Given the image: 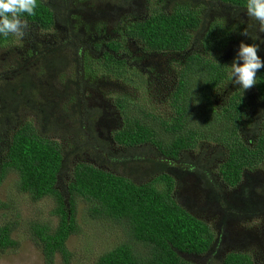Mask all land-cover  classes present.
<instances>
[{
    "label": "trees",
    "instance_id": "16d2710c",
    "mask_svg": "<svg viewBox=\"0 0 264 264\" xmlns=\"http://www.w3.org/2000/svg\"><path fill=\"white\" fill-rule=\"evenodd\" d=\"M145 1L151 0H118L116 8L108 10L112 15L108 18L103 2L38 0L36 15L25 14L23 19L38 30L65 32L68 37L58 36L45 43L32 37L23 61L18 58L13 67L0 69V183L8 171H13L18 177V190L32 200L45 195L57 199V224L37 223L31 229L45 264H54L57 254L63 261L69 259L66 241L78 229L76 196L88 203L89 215L111 219L123 229L122 241L100 254L95 264H193L186 256L206 255L218 240L222 246L227 240L226 226L234 218L249 220L261 211L264 214V178L254 182L248 175L264 168V70L258 73L257 84L243 91L229 81L223 66L231 64L241 41L256 43L257 36L264 39V32L257 21L245 15V0H154L147 16L133 14L143 9ZM128 5L131 9L125 17L122 10ZM109 22H123L122 31L117 30L118 35L111 38L101 29ZM242 30L253 39L243 36ZM13 35L0 37V46L12 41ZM131 43L137 51L129 50L127 45ZM261 47L264 49V45ZM147 53L177 56L169 96L173 113L156 115L131 102L129 96L117 95L111 109L86 107L85 124H92L103 112L99 124L110 119L114 125L111 139L131 153L110 152L111 156L104 158L94 152L97 160L107 166L120 163L122 167L132 165L137 158L145 171L158 174L151 181L136 183L80 160L72 166L71 179L64 181L68 157L75 153L65 156V149L57 141L44 136L54 113L49 108L52 104L33 106L37 85L43 79L66 75L63 79L68 91L62 94L71 92L69 110L78 116L83 101L76 94L79 70L84 77L81 84L85 80L86 85L93 84L101 75L138 87L143 81L141 71ZM258 55L264 57V50ZM30 59L35 68L36 64L41 66L36 69L43 79H34L26 70ZM72 83L76 90L68 88ZM218 95L221 100L216 107L213 99ZM20 104L32 110L35 117L43 118L42 130L31 120L20 122ZM81 134L87 139L85 148L93 149L91 137L95 144L100 143L95 134L89 138L86 132ZM201 140L211 144L199 147ZM141 145L152 155L139 157L136 149ZM209 146L218 151L213 157L220 160L214 176L207 161L200 156L195 160L188 157L190 150ZM114 157L112 163L106 160ZM172 161L181 162L179 169L184 168L207 189V203L215 204L219 232L173 198ZM224 188L234 192L228 195ZM249 191L258 196V201L249 200ZM12 231V223L0 224V250L18 244ZM260 242L264 245V237ZM210 260V264H257L244 248L225 252L220 262L215 257ZM261 260L264 264V255Z\"/></svg>",
    "mask_w": 264,
    "mask_h": 264
},
{
    "label": "rangeland",
    "instance_id": "374dc122",
    "mask_svg": "<svg viewBox=\"0 0 264 264\" xmlns=\"http://www.w3.org/2000/svg\"><path fill=\"white\" fill-rule=\"evenodd\" d=\"M94 3H105V17L111 18L112 15L108 13V10L112 11L116 7L118 0H92ZM154 3V0L149 2L145 1L143 9L135 11L133 14L139 13V16L145 17L148 14L149 4ZM156 5V4H155ZM114 6V8H113ZM130 5L126 10H122L123 13L129 15ZM123 22H118L115 25L112 22L102 26V30L106 31V35L109 38L118 35L117 30L122 31ZM117 27V28H116ZM191 32V30H188ZM260 36V34H258ZM58 36L67 38L68 35L65 32H57L52 30H38L33 26H29L26 30V35L20 38L13 35V40L7 44L0 46V69H6L13 67L16 60L19 58L23 61L27 55L23 54L28 47H31L32 37H36L38 41L42 43L55 41ZM82 42V39H80ZM84 43V42H83ZM130 51H137L135 46L131 43L127 45ZM99 52V50L97 51ZM17 53L19 55H17ZM177 56L170 53H147L144 58V69L141 71L143 74V81L138 87H134L131 84H126L120 80H114L113 78H104L100 75L89 84H81L83 76L79 70V87L76 92L77 97H81L83 101L80 103L78 111L80 114L77 116L73 112H70L69 107L72 104L71 92L63 93L62 91H68L66 85H64L66 75L57 79V77H51L50 79H43L42 73L38 68L41 66L35 63H30L33 59L26 62V70L33 74L34 79H43L37 85L38 91L36 92V103H33L35 107L45 106L47 103L50 105V111L55 114L62 115L61 118H56L51 114L52 124L50 128L43 131L46 138L53 139L59 143V145L65 149V156L71 152L75 154L68 157L70 163L68 164V171L63 173V180L69 181L72 175V166L77 161H84L97 166L107 171H113L115 174H122L132 179L136 183L151 181L158 173H148V170L140 165L136 158L132 165H126L120 167V163L114 166H107L102 161L97 160V155L100 157L108 158L111 153L131 154L128 148L117 145L110 137V132L114 131V125L112 121L103 122L99 124L98 120L103 116L97 114L95 122L92 124H85L88 122V114L86 113V107H98L101 111V107H111L115 104V97L117 95H127L130 97V101L143 107L144 111H149L156 115L164 116L165 114H172L173 111L170 106V86L173 83L174 72L172 70L173 65H177ZM149 73V76L147 74ZM6 75L7 73L4 72ZM7 76V75H6ZM11 76H7V79H11ZM134 79L136 75L133 76ZM72 80V77L70 81ZM81 84V85H80ZM74 87L73 83L68 87ZM77 87H74V89ZM76 90V89H75ZM84 90V94L81 92ZM221 100L220 95L213 99V105L217 107ZM17 118L22 121H29L36 126V128L42 130L41 124L44 120H41V116L35 117L32 110L28 109L25 105H21L18 108ZM78 122L81 126L78 125ZM84 124V125H83ZM86 132L88 138L90 135H96L100 143L95 144V138L91 137L93 143V149L85 148L87 139L82 137V132ZM199 147L208 146L211 143L204 141H198ZM6 144V143H5ZM4 146V143H2ZM72 146H76V150L72 149ZM200 150L203 151L200 154ZM95 152V153H94ZM137 155L143 156L147 153L152 155L146 146L141 145L136 149ZM214 153H218L212 146L205 147L197 150H190L188 157L191 160H195L200 156L203 161H207L210 168L215 175L216 167L220 163V160L213 157ZM2 155V154H1ZM2 159V157H0ZM110 163L116 160L114 157L106 159ZM173 169L170 174L173 175V198L188 211L195 214L197 217L203 219L208 223L212 229H216V232L220 231L217 225L216 211H214L215 204L207 203V189L203 188L201 184H198L195 178L179 169L181 162L172 161ZM111 167L117 168L114 170ZM261 170L255 169L250 171L248 175L250 180L256 182L264 178V168ZM129 174V175H127ZM17 174L13 171H8L0 183V200L2 201L0 206V224L12 223L13 231L12 238L17 240L18 244L14 248H7L0 250V264H45L43 260L42 252L39 245L32 237V227L37 223H47L51 226L57 224L59 215L56 213L57 199L54 196L45 195L38 200H32L27 193L19 191L16 185ZM63 181H61L62 183ZM254 185L256 183H253ZM59 189H61L59 187ZM228 195L234 191L231 188H224ZM209 191V190H208ZM247 197L250 201H258V196L251 191L248 192ZM76 223L78 229L70 234L66 241L70 256L67 261H63L60 255H56L54 264H95V259L105 251L110 250L123 238V229L117 224L113 223L111 219L92 217L87 212L88 203L81 197L76 196ZM258 216L249 220L242 219L240 217L234 218L230 224L226 226L227 240L228 242H218L213 246L212 250L206 255H193L186 256L193 264H210L213 257L218 262L221 261L225 252L244 248L245 251H249L253 254L257 264H262L261 256L264 255V245H261V237H264V214L262 211L257 214ZM236 240V241H235ZM232 243V244H231ZM262 248V249H261ZM243 250V249H242ZM264 263V262H263Z\"/></svg>",
    "mask_w": 264,
    "mask_h": 264
},
{
    "label": "clouds",
    "instance_id": "9594fccd",
    "mask_svg": "<svg viewBox=\"0 0 264 264\" xmlns=\"http://www.w3.org/2000/svg\"><path fill=\"white\" fill-rule=\"evenodd\" d=\"M38 0H0V37L9 34L23 38L29 25L24 15H36ZM245 15L254 19L264 32V0H245ZM241 34L249 40L253 39L246 30ZM258 42L245 43L241 41L230 65H223L228 73V79L239 88L248 90L257 84V75L264 70V57L258 55L264 45V39L256 37ZM194 103H198L195 100Z\"/></svg>",
    "mask_w": 264,
    "mask_h": 264
},
{
    "label": "flooded vegetation",
    "instance_id": "af4514ba",
    "mask_svg": "<svg viewBox=\"0 0 264 264\" xmlns=\"http://www.w3.org/2000/svg\"><path fill=\"white\" fill-rule=\"evenodd\" d=\"M38 84V83H37Z\"/></svg>",
    "mask_w": 264,
    "mask_h": 264
}]
</instances>
